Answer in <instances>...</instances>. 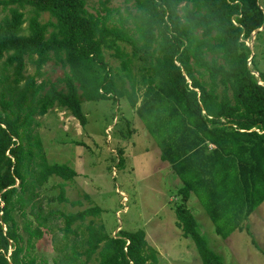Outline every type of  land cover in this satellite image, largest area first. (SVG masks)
Here are the masks:
<instances>
[{
  "label": "trees",
  "instance_id": "1",
  "mask_svg": "<svg viewBox=\"0 0 264 264\" xmlns=\"http://www.w3.org/2000/svg\"><path fill=\"white\" fill-rule=\"evenodd\" d=\"M127 1L135 10L122 14L104 2L105 12L93 13L85 0H0V58L5 55L0 81L13 67L11 83L3 84L10 97L3 89L0 97V264H36L32 239L42 234L39 225H48L47 214L53 212L44 213L35 188L52 174L71 179L77 173L68 164L48 162L41 142L32 141L34 113L65 106L83 125L81 98L112 93L128 95L160 158L183 181L176 221L193 239L202 263L225 264L196 229L185 204L190 190L222 237L235 228L250 233L241 221L264 200V70L246 39L263 30L258 29L264 24L263 6L258 0ZM45 11L52 18L42 21ZM104 48L114 50L117 64L109 65ZM26 59L35 71L23 75ZM49 59L68 66L61 78L65 88L49 81L43 90L44 82H36ZM133 60L139 63L133 66ZM137 82L145 84L138 104ZM208 142L214 144L210 149ZM60 186L57 199L68 200L64 183ZM100 212L96 204L58 212L64 238L76 233L77 220L86 230L84 249L71 244V253L64 252L69 264L75 259L80 264H157V250L143 229L119 228L112 234L94 219Z\"/></svg>",
  "mask_w": 264,
  "mask_h": 264
},
{
  "label": "rangeland",
  "instance_id": "2",
  "mask_svg": "<svg viewBox=\"0 0 264 264\" xmlns=\"http://www.w3.org/2000/svg\"><path fill=\"white\" fill-rule=\"evenodd\" d=\"M258 1L264 8V0ZM103 2L107 7L118 8L122 14H126L127 10H135L132 1L127 0H85V5L93 13H103ZM113 14L118 13L113 11ZM49 18L52 17L46 11L40 14L42 21ZM26 23L27 21L24 25ZM262 28L260 33L254 30L246 40L252 53H255L257 66L264 70V24L258 29ZM122 46L130 50L129 44L122 43ZM103 51L109 65L119 62L113 49L104 48ZM4 58L5 55L0 58V73ZM133 63L135 66L139 62L133 60ZM66 70V64L49 59L42 65V74L37 76L36 82H44L43 90L48 88L49 81L65 88L61 78ZM34 71V63L26 59L23 75ZM253 71L257 74V71ZM3 76L5 79L0 81V97L3 89L4 97L9 98V92L3 88V84L12 81V65L3 71ZM24 80L22 78L18 86ZM125 86L130 87L128 79ZM144 87V83H136V104L143 96ZM81 99V108L86 115L83 125L65 106L54 105L44 114L33 115L30 130L32 141L41 142V151L47 161L70 165L71 159V165L81 169L80 176L76 173L71 179L52 174L35 188V199L41 209L45 214L49 209L53 212L47 214L48 225H39L42 234L33 236L32 239L30 254L36 257V264H40L42 258L46 259L47 264H69L64 252L71 253L70 245L75 244L78 251L84 249V225L79 224L78 220L75 221L73 226L76 233H70L64 238V220L58 216V212H73L93 204L101 208L100 214L94 216V219L97 222L102 221L110 233H118L119 228L143 229L147 241L157 248V264H203L193 239L182 234L176 221L174 206L180 199L177 193L180 180L169 168L163 170V164L159 166L160 160L162 161L159 147L151 139L128 95L112 93L106 98ZM150 143L152 147H148ZM56 146L61 147V153L57 152L59 149ZM33 149L34 152L38 151L36 146ZM71 151L74 154L72 157ZM156 154L157 157L154 158ZM176 179L177 183H173ZM61 182L64 183V194L68 200L57 199ZM72 200H80V203L73 204ZM192 205L191 210L197 220L198 230L204 234L208 244L222 255L225 264H264V200L245 219L250 233L245 228H237L224 240V245L213 242L216 236L214 234L217 237L220 235L216 233L214 223L204 208L202 207L203 215L209 220L207 230L203 228V222ZM26 210L28 217L37 225L33 215L29 213V206ZM90 217L92 216L88 215L86 219ZM26 235L24 232V236ZM92 260L93 257L90 261ZM75 262L80 264L77 259Z\"/></svg>",
  "mask_w": 264,
  "mask_h": 264
},
{
  "label": "crops",
  "instance_id": "3",
  "mask_svg": "<svg viewBox=\"0 0 264 264\" xmlns=\"http://www.w3.org/2000/svg\"><path fill=\"white\" fill-rule=\"evenodd\" d=\"M137 102V101H136ZM139 103V102H138ZM133 106V105H132ZM134 107V106H133ZM136 111V110H135ZM86 116V115H85ZM139 116V115H138ZM147 131L149 132V134L151 135V133H150V131H149V129L147 128ZM153 137L151 136V139H152ZM155 141V140H154ZM151 146V143L148 145V147H150ZM214 146V144L213 143H211V142H208V148L210 149V148H212ZM152 147V146H151ZM55 148H58L59 150L57 151V152H59V153H61V147L60 146H56ZM72 156H74V154H72V151H71V157ZM157 157V154H156V156L154 157V158H156ZM75 158V157H74ZM153 158V159H154ZM70 161V166H72L75 170H76V172H77V175L78 176H80V174H81V169H79V166H73V165H71V159L69 160ZM74 161V160H73ZM161 164H163V166H164V168H163V170H168V168L171 170V171H173L172 170V168H171V164L169 163V161H166V160H160V164H159V166L161 165ZM161 167V166H160ZM156 168H154V170H155ZM160 170V169H159ZM174 172V171H173ZM175 173V172H174ZM177 178L180 180V185L178 186V188H177V193L179 194V197H180V199L177 201V203H179V202H181L183 199H182V186H183V181L181 180V178H179V176L177 175ZM173 183H177V179L176 180H173ZM176 203V204H177ZM176 204H175V206H176ZM185 204H186V206H187V208L189 209V211L191 212V214H192V216L194 217V219H195V223H196V229L198 230V227H197V220H196V218H195V216H194V214H193V211L191 210V204H193L192 206H195V210H197V215H198V218L203 222V228H206V230H207V221H209V220H207V218L203 215V208H204V206L202 205V203L200 202V200H199V198H198V196H197V194L193 191V190H190L189 191V193H188V196L186 197V199H185ZM197 205V206H196ZM175 206H174V209H175ZM203 207V208H202ZM204 210H205V208H204ZM206 211V210H205ZM206 213H207V211H206ZM207 215L209 216V214L207 213ZM249 216V215H248ZM209 218L211 219V217L209 216ZM246 219V218H245ZM245 219H243L242 221H241V225H243L244 226V224H245ZM211 221L213 222V220L211 219ZM214 223V222H213ZM248 224V223H247ZM214 228H215V224H214ZM235 229H237V228H235ZM234 229V230H235ZM238 229H241V228H238ZM216 230V229H215ZM234 230H232L228 235H227V237H230V234L234 231ZM198 232L200 233V231L198 230ZM216 233H218L217 231H216ZM183 234V233H182ZM204 238H205V236H204V234L201 232L200 233ZM219 234V233H218ZM184 235V234H183ZM214 235H216L215 237H214V239H213V242L214 243H219V244H222V245H224V240H226V238L227 237H222L220 234V236H218L217 237V234H214ZM185 236V235H184ZM206 239V238H205ZM207 241V240H206ZM208 243V242H207ZM213 243V244H214ZM210 246V245H209ZM214 246V245H213ZM211 247V246H210ZM212 249H213V247H211ZM157 249V248H156ZM214 250V249H213ZM220 252V251H219ZM220 254V253H219ZM221 255V254H220ZM222 256V255H221Z\"/></svg>",
  "mask_w": 264,
  "mask_h": 264
}]
</instances>
